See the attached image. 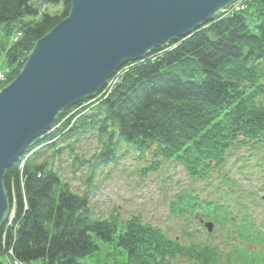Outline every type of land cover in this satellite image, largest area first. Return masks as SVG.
<instances>
[{"label":"trees","instance_id":"trees-1","mask_svg":"<svg viewBox=\"0 0 264 264\" xmlns=\"http://www.w3.org/2000/svg\"><path fill=\"white\" fill-rule=\"evenodd\" d=\"M44 3L60 9L0 0V25L10 34L19 22L22 32L6 54L9 83L70 14L71 0ZM117 73L109 94L60 112L24 163L7 168L14 217L0 226V253L40 264H264V0L227 9ZM132 151L151 152L153 168L161 159L180 163L200 189L186 191L172 211L189 227L213 222L225 243L195 241L191 228L184 242L140 215L96 216L90 190L76 191L60 167L69 163L74 176L86 169L91 186Z\"/></svg>","mask_w":264,"mask_h":264},{"label":"water","instance_id":"water-1","mask_svg":"<svg viewBox=\"0 0 264 264\" xmlns=\"http://www.w3.org/2000/svg\"><path fill=\"white\" fill-rule=\"evenodd\" d=\"M238 0H71L67 18L39 39L20 74L0 91V226L3 180L57 115L93 97L127 62L186 37ZM209 232L212 222H206Z\"/></svg>","mask_w":264,"mask_h":264},{"label":"rangeland","instance_id":"rangeland-1","mask_svg":"<svg viewBox=\"0 0 264 264\" xmlns=\"http://www.w3.org/2000/svg\"><path fill=\"white\" fill-rule=\"evenodd\" d=\"M38 3L42 9L51 13L60 9L59 6L41 4L42 0H38ZM231 9H234V6ZM222 12L225 13V11ZM10 27L11 33L9 34L6 25H0V91L10 84L8 75L13 69L6 56L7 51L22 36L19 22ZM115 73L107 80L104 88L98 92L101 93L99 97H105V94H109L115 86L120 74L118 72L119 74L115 75ZM153 160L154 156L149 151H146L143 157H140L136 151L125 153L117 165L103 167L96 174L91 186L87 185L86 169L79 170L74 176L70 173L69 163L63 161L60 163V167L76 191L90 190L91 208L96 216L108 218L115 213L121 219H127L134 215H140L145 221L161 226L170 237L181 239L184 242L189 240L185 236L184 230L191 228L192 239L195 241L225 243V239L220 235V230L216 227L214 229L216 238H208V231L204 225L193 222L189 227L184 217L172 211V204L181 195L189 189L199 190L200 186L194 185L186 169L180 163L161 159L158 160L157 168H153ZM13 207V203L11 205L9 203V211L4 223L13 219ZM196 229L198 231L194 232ZM86 261L88 258H81V262ZM181 264H187V262Z\"/></svg>","mask_w":264,"mask_h":264},{"label":"bare ground","instance_id":"bare-ground-1","mask_svg":"<svg viewBox=\"0 0 264 264\" xmlns=\"http://www.w3.org/2000/svg\"><path fill=\"white\" fill-rule=\"evenodd\" d=\"M251 0H238L237 2H235L234 4H232V5H230V6H228V7H226L225 9L227 10V9H231V8H233V6H237V9H235V10H239V9H241V8H243L244 6H245V3L246 2H250ZM224 8L222 9V10H220L217 14H216V16H215V18H214V20L216 19V17L217 16H219L220 15V13H223L222 11H226ZM233 10V9H232ZM213 20V21H214ZM210 22H212V21H210ZM210 22H208V23H210ZM194 32V31H193ZM192 32V33H193ZM188 36H190V35H188ZM53 127V126H52ZM52 127L50 128V129H48V130H46L42 135H40L38 138H36L35 140H37V139H40L42 136H44L45 134H47L51 129H52ZM34 140V141H35ZM34 141H32L29 145H31ZM28 145V146H29ZM28 146H27V148H28ZM27 148H26V151H27ZM26 151L24 152V154L23 155H21L19 158H18V161H20L21 163H24V159L25 158H28V155H25V153H26ZM18 161H16V162H18ZM15 162V163H16ZM14 163V164H15ZM13 165V164H12ZM11 165V166H12ZM22 166V165H21ZM7 170V169H6ZM3 224H5V223H3ZM11 255H12V251H10V255L9 254H1L0 253V261H2L3 263H5V264H40L39 262H32V261H24V260H20V259H18V258H13V257H11Z\"/></svg>","mask_w":264,"mask_h":264},{"label":"built area","instance_id":"built-area-1","mask_svg":"<svg viewBox=\"0 0 264 264\" xmlns=\"http://www.w3.org/2000/svg\"><path fill=\"white\" fill-rule=\"evenodd\" d=\"M235 9H237V6H234V9L233 10H235Z\"/></svg>","mask_w":264,"mask_h":264}]
</instances>
